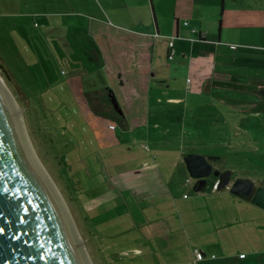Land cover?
<instances>
[{
  "label": "rangeland",
  "instance_id": "obj_1",
  "mask_svg": "<svg viewBox=\"0 0 264 264\" xmlns=\"http://www.w3.org/2000/svg\"><path fill=\"white\" fill-rule=\"evenodd\" d=\"M241 1L0 0V77L91 264H264V209L214 181L198 192L184 162L209 155L234 183L264 186V130L208 126L161 93L202 103L186 88L198 75L190 61L212 51L194 44L196 31L221 44H255L264 55V23L245 19ZM153 7L160 23L181 19L179 38L159 39ZM153 58L162 75L151 80ZM106 86L124 115L116 130L84 103ZM134 119L151 124L136 128ZM154 157L157 165L143 168Z\"/></svg>",
  "mask_w": 264,
  "mask_h": 264
},
{
  "label": "water",
  "instance_id": "obj_2",
  "mask_svg": "<svg viewBox=\"0 0 264 264\" xmlns=\"http://www.w3.org/2000/svg\"><path fill=\"white\" fill-rule=\"evenodd\" d=\"M117 103L113 98L122 114ZM31 153L15 103L0 79V264H91L58 189L39 171ZM211 160L200 154L184 158L190 177L200 182L198 192L214 175L220 178L219 190L229 188L244 200L252 197L264 209V186L256 190L257 183L249 178L232 184V172L214 171Z\"/></svg>",
  "mask_w": 264,
  "mask_h": 264
},
{
  "label": "crops",
  "instance_id": "obj_3",
  "mask_svg": "<svg viewBox=\"0 0 264 264\" xmlns=\"http://www.w3.org/2000/svg\"><path fill=\"white\" fill-rule=\"evenodd\" d=\"M241 6L243 9L241 14L245 19L256 22V26H262L264 23V0H242ZM156 17L154 27H156L159 39L167 40L180 37L181 19H176L173 23L168 20H163L164 22L160 23L157 13ZM195 34H199L195 45H205L212 50L202 51L190 61L192 72L198 73V75L194 79L188 78L186 88L192 91L197 89L201 94L202 103L187 104L186 106L182 98L176 95L172 96L170 91H161L163 96L168 98L167 102L170 105L183 106L185 114L192 108L193 115L198 113L197 116L200 117L197 121L204 122L208 126L229 125L246 132L264 130V55L259 56L256 53L260 48L255 44L236 46L213 42L209 39L208 32L196 31ZM147 38L149 43H152L150 36ZM157 43L154 44L157 45ZM233 47L236 48L233 49ZM188 62L189 59L185 58L184 63ZM104 64L111 67L107 58ZM159 64L161 67L162 62L159 61ZM156 65L157 59L153 58L152 65L148 69V76L151 77V80L157 74L162 75L156 69ZM142 67L148 68V66ZM120 75L122 76V74H118V81H121ZM146 89L147 86L144 90L147 91ZM146 94L147 92H145L144 98L147 97ZM189 119H196V117L184 116L182 120L188 121ZM137 123L139 124L137 128L140 129L151 124L150 122ZM156 124L159 123L156 122ZM145 136L147 137V135ZM256 145L252 144V151H255ZM242 146L250 147L249 142ZM156 160L154 157L151 162L143 163V168L149 169L156 166Z\"/></svg>",
  "mask_w": 264,
  "mask_h": 264
},
{
  "label": "trees",
  "instance_id": "obj_4",
  "mask_svg": "<svg viewBox=\"0 0 264 264\" xmlns=\"http://www.w3.org/2000/svg\"><path fill=\"white\" fill-rule=\"evenodd\" d=\"M153 9H154V7H153ZM222 10L224 11V5H223ZM155 12H156V10L154 9V12H153L154 13V17H155V19H157ZM220 24H222V21L220 22ZM174 47H175L174 42H171L170 45H169L168 53H167L168 54V57L167 58L170 61H173L174 58H175V53H174V50H173ZM234 48H236V47H233V49ZM120 77H121V81H119L118 85L121 86V87L122 86H127L124 83L125 80L122 78L123 75L122 76L120 75ZM107 90L109 91V93H107V95H106V91ZM110 91H111V93H110ZM110 94L114 95L113 98H115L118 101V99L116 97L117 93H115V91H113L112 88H110V86H106L103 89L95 90V91H90L89 93H87L85 95L86 102H84V103H86V106H87L89 112H91L96 117H98V118H100L102 120H106V122L109 121L108 122V125H107V127L109 128V130H116L117 129V125H123V121H124V118L123 117H124V115L123 114H120L116 110L114 104H111L110 101H112V95H110ZM135 120L137 122H142L139 119H135ZM135 120H133V124L137 128L139 126V124ZM190 150H192V149H190ZM73 171L76 174V172L78 171V169H75ZM83 173L82 172L81 173L79 172V174L81 176L85 177V175ZM75 177H77V175H75ZM246 258H247L246 254L245 253H242V255H241V257L239 259L245 260ZM196 260L203 261V256L201 257V259H198V255H197V259Z\"/></svg>",
  "mask_w": 264,
  "mask_h": 264
},
{
  "label": "flooded vegetation",
  "instance_id": "obj_5",
  "mask_svg": "<svg viewBox=\"0 0 264 264\" xmlns=\"http://www.w3.org/2000/svg\"><path fill=\"white\" fill-rule=\"evenodd\" d=\"M193 150V149H192ZM189 155V154H188ZM201 155H204V154H201ZM187 156V155H186ZM206 156H209V155H206ZM209 157H211V156H209ZM216 161H217V159L215 158V157H213V160H211V163L213 164V166H214V171H216L217 169L215 168V163H216ZM222 173H225V172H227L228 170H220ZM221 173V174H222ZM238 180V179H237ZM194 181H195V187L197 188V186H198V184L200 183L199 182V180H195L194 179ZM206 181H207V186H205V188L201 191V192H205L206 190H208V189H210V186H211V184H212V181H214V185H213V187H215L216 189H218L216 186L218 185V183H219V181H220V178L219 177H215L214 175H211V176H209L207 179H206ZM231 182H232V184L234 183V180H233V176L231 175ZM236 182V181H235ZM257 188H259V186H257L255 189L257 190ZM222 189H224V190H229L230 191V189L229 188H223L222 187ZM219 190V189H218ZM221 190V189H220ZM248 200V199H247ZM252 201V197L251 198H249V200H248V202H251ZM241 255L242 254H240L239 255V258L241 257ZM202 256H203V254H202Z\"/></svg>",
  "mask_w": 264,
  "mask_h": 264
},
{
  "label": "bare ground",
  "instance_id": "obj_6",
  "mask_svg": "<svg viewBox=\"0 0 264 264\" xmlns=\"http://www.w3.org/2000/svg\"><path fill=\"white\" fill-rule=\"evenodd\" d=\"M0 79H1V77H0ZM15 109H16V114H17V111H18V108L15 106ZM18 115V114H17ZM16 118H17V116H16ZM17 121H18V119H17ZM21 121V120H20ZM36 157V156H35ZM35 157H34V155H33V158H34V160H35V162H36V167H39V171H42L43 172V174H45V175H47L46 174V172H45V170H44V168L42 167V165H41V160L40 161H38L37 159H35ZM41 173V172H40ZM49 175V174H48ZM48 177V176H47ZM48 180H49V182H52L51 181V179L48 177L47 178ZM62 200V199H61ZM63 202V201H62ZM63 205H64V203H63ZM68 209V208H67ZM80 240V239H79ZM88 256V255H87Z\"/></svg>",
  "mask_w": 264,
  "mask_h": 264
},
{
  "label": "built area",
  "instance_id": "obj_7",
  "mask_svg": "<svg viewBox=\"0 0 264 264\" xmlns=\"http://www.w3.org/2000/svg\"><path fill=\"white\" fill-rule=\"evenodd\" d=\"M197 255H198V259H201L202 254L201 253H197Z\"/></svg>",
  "mask_w": 264,
  "mask_h": 264
}]
</instances>
